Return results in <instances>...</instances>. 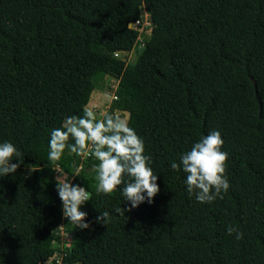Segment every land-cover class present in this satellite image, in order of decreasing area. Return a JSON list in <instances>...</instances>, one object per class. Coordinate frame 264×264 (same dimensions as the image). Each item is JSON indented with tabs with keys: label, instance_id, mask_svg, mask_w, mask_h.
Listing matches in <instances>:
<instances>
[{
	"label": "trees",
	"instance_id": "obj_1",
	"mask_svg": "<svg viewBox=\"0 0 264 264\" xmlns=\"http://www.w3.org/2000/svg\"><path fill=\"white\" fill-rule=\"evenodd\" d=\"M107 78L117 84L111 113L129 114L160 189L124 215V185L98 192L94 157L48 159L52 130L82 116ZM213 130L230 188L201 204L170 164ZM5 141L22 156L0 177V264L57 254L63 264H264V0H0ZM58 171L91 193L89 229L64 218ZM62 226L77 240L63 241Z\"/></svg>",
	"mask_w": 264,
	"mask_h": 264
},
{
	"label": "clouds",
	"instance_id": "obj_2",
	"mask_svg": "<svg viewBox=\"0 0 264 264\" xmlns=\"http://www.w3.org/2000/svg\"><path fill=\"white\" fill-rule=\"evenodd\" d=\"M223 144L221 134L213 130L195 142L188 152L182 153L179 163L173 161L170 164L174 171L182 170L186 174L187 192L195 194L198 203L210 204L217 198L223 199L222 193H227L230 188L225 175L229 155L221 150ZM66 150L76 156L91 155L99 161L93 168L98 192L110 194L124 185L121 193L131 207L117 209L118 214L124 215L145 202L151 204L160 191L158 175L150 167L151 156L145 154L144 140L129 126L127 114H98L85 106L82 116L65 118L62 126L51 132L49 161H60ZM21 156L22 152L13 143H0V177L15 174L20 163L12 161H19ZM78 174L79 169H76V174L71 177ZM56 191L62 202L64 218L81 230L89 229L87 213L81 208L90 200L91 193L74 185L70 176L61 171L56 176ZM109 220L110 214L105 211L96 217L95 222L106 225ZM227 233L235 234L237 240L244 236L238 227L231 225L227 227Z\"/></svg>",
	"mask_w": 264,
	"mask_h": 264
},
{
	"label": "rangeland",
	"instance_id": "obj_3",
	"mask_svg": "<svg viewBox=\"0 0 264 264\" xmlns=\"http://www.w3.org/2000/svg\"><path fill=\"white\" fill-rule=\"evenodd\" d=\"M148 18H149L148 15L145 14L144 26L150 25ZM141 31L145 32L146 35H150L151 33V30L149 31L141 30ZM134 59H135V55L133 54V56L131 57V60H134ZM116 88H117V84L115 83V81L111 78H107L106 84L103 90L95 91L92 94L88 107L94 109L98 114H102L103 112L111 113V107L115 99ZM115 114H119L121 116H124L125 114H127L128 121H129L128 113L116 112ZM61 230H62L63 241L71 242V241L77 240L76 234H75L76 228L74 226H72L69 231L66 230L65 226H62ZM55 260L58 261V264H63L62 256L60 254H57L47 264H54Z\"/></svg>",
	"mask_w": 264,
	"mask_h": 264
},
{
	"label": "water",
	"instance_id": "obj_4",
	"mask_svg": "<svg viewBox=\"0 0 264 264\" xmlns=\"http://www.w3.org/2000/svg\"><path fill=\"white\" fill-rule=\"evenodd\" d=\"M131 28L134 29V28H135V25L132 24V25H131ZM255 86H256V89H257V85H256V84H255ZM257 98H258V100H259V102H260V104H261V111H262L263 106H262V101H261V99H260V96H259L258 91H257Z\"/></svg>",
	"mask_w": 264,
	"mask_h": 264
},
{
	"label": "built area",
	"instance_id": "obj_5",
	"mask_svg": "<svg viewBox=\"0 0 264 264\" xmlns=\"http://www.w3.org/2000/svg\"><path fill=\"white\" fill-rule=\"evenodd\" d=\"M140 24V22H138V25ZM136 26V25H135ZM141 30H144V29H141Z\"/></svg>",
	"mask_w": 264,
	"mask_h": 264
}]
</instances>
